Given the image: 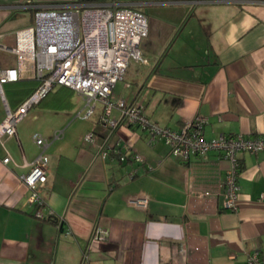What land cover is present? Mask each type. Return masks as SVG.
Here are the masks:
<instances>
[{
	"label": "crops",
	"instance_id": "crops-1",
	"mask_svg": "<svg viewBox=\"0 0 264 264\" xmlns=\"http://www.w3.org/2000/svg\"><path fill=\"white\" fill-rule=\"evenodd\" d=\"M75 1L0 0L1 66H16L8 48L17 31L32 36L36 7ZM94 1L140 8L147 17L140 48L149 62L134 65L114 96L143 104L150 120L176 130L205 117L206 139L264 137V0ZM37 85L35 64L25 60L18 79L3 85L7 107L15 110ZM83 107L77 91L57 85L28 109L16 136H0V264H238L255 248L264 257V150L238 153V208L224 209L218 183L229 162L221 151L175 158L136 126L103 131L101 106L89 118L75 115ZM5 114L0 98V122ZM89 131L93 142L84 140ZM34 133L49 141L43 212L56 218L33 213L19 177L39 151ZM197 189L217 194L206 200L191 193ZM139 195L146 206L130 202ZM97 224L108 230L104 241L91 240Z\"/></svg>",
	"mask_w": 264,
	"mask_h": 264
},
{
	"label": "built area",
	"instance_id": "built-area-1",
	"mask_svg": "<svg viewBox=\"0 0 264 264\" xmlns=\"http://www.w3.org/2000/svg\"><path fill=\"white\" fill-rule=\"evenodd\" d=\"M29 30L32 33L29 38L24 36L25 30L17 31L15 45L8 48L16 55V66L5 68L0 64V98L6 110L0 122V136H16L18 123L32 105L37 104L53 87L67 86L77 91L84 101L83 110L77 112L78 117L89 118L97 104H101L97 123L103 131H114L122 125L136 126L145 133L148 143L162 140L169 147L170 155L183 160L190 155H204L210 150L221 151L229 162L223 181L218 183L223 195L222 207L234 211L238 208V177L241 172L238 153L264 150V137L235 134L206 139L205 117L195 116L176 130L150 120L143 104L113 94L115 84L124 80L134 65L149 62L140 48L142 39L148 34L147 17L142 9L88 0L57 7H36L34 25ZM25 60L34 62L38 85L15 110H10L3 85L18 79ZM62 135L63 130L59 129L54 132L53 138ZM95 136V132L89 131L84 140L93 142ZM32 137L39 151L30 163H26L30 166L29 170L19 177L28 190L33 213L40 218H56L51 210L43 212L47 205L42 191L48 181L49 156L46 148L49 141L39 133H34ZM128 149L127 145L124 152H119L120 161L127 159ZM107 155V145L100 146L97 156L104 159ZM132 158L142 161L138 154H133ZM9 160L6 156L2 161L7 163ZM136 171L132 169L129 177H133ZM191 193L206 200L217 194L209 189H197ZM260 198H264V194ZM130 202L144 207L148 199L139 195L132 197ZM108 234L105 227L97 224L92 230L91 240L104 241ZM262 263L264 257L255 248L243 263L238 264Z\"/></svg>",
	"mask_w": 264,
	"mask_h": 264
},
{
	"label": "rangeland",
	"instance_id": "rangeland-1",
	"mask_svg": "<svg viewBox=\"0 0 264 264\" xmlns=\"http://www.w3.org/2000/svg\"><path fill=\"white\" fill-rule=\"evenodd\" d=\"M123 89V83H122V80H119L116 84V90L119 91V90H122ZM97 106H101L100 103L97 104ZM79 111V110H78ZM77 111V112H78ZM77 112L75 113V115L77 114ZM116 110L113 111V113H115ZM81 118V117H80Z\"/></svg>",
	"mask_w": 264,
	"mask_h": 264
},
{
	"label": "trees",
	"instance_id": "trees-1",
	"mask_svg": "<svg viewBox=\"0 0 264 264\" xmlns=\"http://www.w3.org/2000/svg\"><path fill=\"white\" fill-rule=\"evenodd\" d=\"M91 1H94V0H91ZM10 82H12V81H10ZM36 87H37V86H36ZM34 90H35V89H34ZM34 90H33V91H34ZM33 91H32V92H33ZM32 92H31V93H32ZM31 93H30V94H31ZM30 94H29V95H30ZM29 95H28V96H29ZM28 96H27V97H28ZM27 97H26V98H27ZM26 98H25V99H26ZM43 98H44V97H43ZM43 98H42V99H43ZM25 99H24V100H25ZM42 99H41V100H42ZM24 100H23V101H24ZM41 100H40V101H41ZM40 101H39V102H40ZM39 102H38V103H39Z\"/></svg>",
	"mask_w": 264,
	"mask_h": 264
}]
</instances>
